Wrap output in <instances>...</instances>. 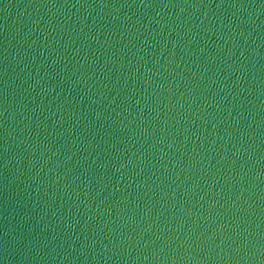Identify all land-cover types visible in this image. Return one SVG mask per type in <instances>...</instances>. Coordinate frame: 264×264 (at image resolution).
<instances>
[{
    "label": "water",
    "instance_id": "95a60500",
    "mask_svg": "<svg viewBox=\"0 0 264 264\" xmlns=\"http://www.w3.org/2000/svg\"><path fill=\"white\" fill-rule=\"evenodd\" d=\"M0 264H264V0H0Z\"/></svg>",
    "mask_w": 264,
    "mask_h": 264
}]
</instances>
